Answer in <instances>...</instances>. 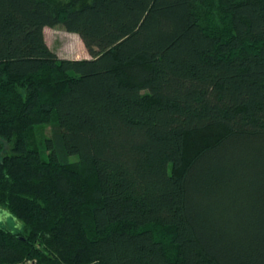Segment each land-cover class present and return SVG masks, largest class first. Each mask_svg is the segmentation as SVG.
I'll use <instances>...</instances> for the list:
<instances>
[{
  "label": "trees",
  "instance_id": "1",
  "mask_svg": "<svg viewBox=\"0 0 264 264\" xmlns=\"http://www.w3.org/2000/svg\"><path fill=\"white\" fill-rule=\"evenodd\" d=\"M0 210V264H264V0H0Z\"/></svg>",
  "mask_w": 264,
  "mask_h": 264
},
{
  "label": "rangeland",
  "instance_id": "2",
  "mask_svg": "<svg viewBox=\"0 0 264 264\" xmlns=\"http://www.w3.org/2000/svg\"><path fill=\"white\" fill-rule=\"evenodd\" d=\"M63 1V0H59ZM44 38L48 47L59 57L67 59H88L90 55L86 51L84 44L79 36L75 33L66 31L61 26L44 28ZM49 124H39L34 127V141L39 144L40 141L49 135ZM0 220L7 227L12 228L17 220L9 214L0 210ZM20 264H32L31 261H26Z\"/></svg>",
  "mask_w": 264,
  "mask_h": 264
}]
</instances>
